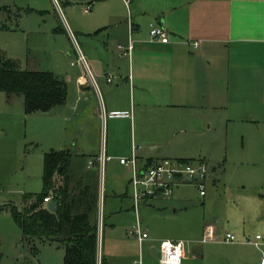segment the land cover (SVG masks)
Listing matches in <instances>:
<instances>
[{"label": "crops", "instance_id": "obj_1", "mask_svg": "<svg viewBox=\"0 0 264 264\" xmlns=\"http://www.w3.org/2000/svg\"><path fill=\"white\" fill-rule=\"evenodd\" d=\"M115 1L119 8L101 0L83 12L93 18L89 29L73 32L65 21V29L53 27L55 32H66L74 46V62H69L70 68L61 77L65 97L48 111L25 113L54 120L49 126L52 144L72 155L71 172L86 184L93 179L98 184L96 167L87 160L101 152L112 157L105 161L104 170L108 166L128 173L116 157L129 155L131 145L137 146L141 164L161 158L204 161L210 155L203 145L215 125L252 120L264 109V0ZM59 14L62 16L60 8ZM127 18L133 25L132 46L129 54H121L116 46L127 43ZM150 23L164 30L166 42L149 39ZM78 53L84 62L76 60ZM12 117L11 111H5L1 128L6 129ZM121 129H126L130 144L120 150L115 147ZM209 177L207 172L206 182ZM120 186L115 181L110 189L113 200H118L116 192L119 196L118 210L129 199L126 190L118 193ZM180 186L165 198L171 205L179 202ZM103 187L98 189L94 215L97 241ZM43 203L47 206L48 202ZM114 225L112 222L110 227ZM207 225L211 224H202L201 236ZM157 238L181 241L187 251L186 242L166 232L150 238L147 234L144 240ZM152 246L155 244L147 245L149 254Z\"/></svg>", "mask_w": 264, "mask_h": 264}, {"label": "rangeland", "instance_id": "obj_2", "mask_svg": "<svg viewBox=\"0 0 264 264\" xmlns=\"http://www.w3.org/2000/svg\"><path fill=\"white\" fill-rule=\"evenodd\" d=\"M103 1L120 7L115 0ZM59 7L62 16L51 0H0V51L20 69L48 71L61 78L70 68L69 62H74V46L66 32H55L53 27L65 29V21L77 32L89 29L93 18L78 5L60 3ZM123 11L126 15L124 7ZM5 111H11L13 117L6 129L0 125V264H60L62 246L23 240L10 213L12 207L20 211L24 194L42 189V154L57 147L52 144L49 128L54 120L40 114L26 115L21 95L0 91V119ZM214 128L203 145L210 155L204 161L211 177L205 181V195L200 196L190 185H181L179 202L172 205L160 195L138 199L139 226L149 238L166 232L186 242L180 264H259L264 256V109L252 120L222 121ZM127 136L126 129H121L115 148H128ZM127 177L122 168L106 166L103 172L97 264L100 257L110 264H131L137 257V242L127 232L135 223L130 190L125 188ZM115 181L121 185L118 193L126 190L129 196L122 210H118L117 192L118 200L112 199L110 189ZM92 184L98 198L96 180ZM204 223L215 230L211 240L200 242ZM226 232L233 236L232 242L223 240ZM255 234L260 236L258 245L252 243ZM160 239L141 242V264H159L148 253L147 245H157Z\"/></svg>", "mask_w": 264, "mask_h": 264}, {"label": "trees", "instance_id": "obj_3", "mask_svg": "<svg viewBox=\"0 0 264 264\" xmlns=\"http://www.w3.org/2000/svg\"><path fill=\"white\" fill-rule=\"evenodd\" d=\"M0 91L22 96L24 113L48 111L64 100V81L47 71L20 69L17 63L0 51ZM72 155L65 150L42 154V189L23 195L20 211L10 213L23 240H41L61 245L62 264H96L97 228L95 223L97 195L93 184L74 179L70 169ZM51 196L56 204L52 211L43 203ZM90 218H93L90 222ZM99 264H108L104 257Z\"/></svg>", "mask_w": 264, "mask_h": 264}, {"label": "built area", "instance_id": "obj_4", "mask_svg": "<svg viewBox=\"0 0 264 264\" xmlns=\"http://www.w3.org/2000/svg\"><path fill=\"white\" fill-rule=\"evenodd\" d=\"M54 7L59 11L60 3H67L70 5H78L82 12H88L92 3L96 0H51ZM127 3L128 0H123ZM127 43L125 46L117 44V49L121 54H129L132 39L131 32L133 25L129 18L126 20ZM149 39L151 41L166 42L167 36L164 30L156 23H150L148 29ZM193 46L197 45V41L192 42ZM76 60L80 63L84 62L83 56L78 53ZM73 63V62H70ZM108 80V78H107ZM137 146L131 145L130 153L127 156L116 157L119 164L124 166L128 172L127 186L130 190V198L132 200V207L135 213V223L128 229L137 244L140 247L141 242L147 237L145 230L139 226V217L136 211V203L138 199L145 197H153L160 195L168 198L172 189L179 185H190L194 187L200 196L205 193V181L207 176L206 163L201 159H178V158H161L153 159L148 162L139 163L136 154ZM109 155L99 153L97 156L89 158L87 164L95 166L98 177V187L101 191L102 178L105 161L111 159ZM43 202H51V196L43 197ZM213 238V230L211 225L203 228L202 241L211 240ZM260 236L255 234L252 243L258 245ZM224 241L232 242L233 236L226 232L223 237ZM155 257L159 264H180L184 257V245L181 241L160 240L155 245ZM131 264H141L140 253L135 259L131 260ZM259 264H264V256L259 259Z\"/></svg>", "mask_w": 264, "mask_h": 264}, {"label": "water", "instance_id": "obj_5", "mask_svg": "<svg viewBox=\"0 0 264 264\" xmlns=\"http://www.w3.org/2000/svg\"><path fill=\"white\" fill-rule=\"evenodd\" d=\"M56 202L55 201H51V202H48L47 203V208L48 210L52 211L54 209V206H55ZM149 252L152 256L155 255L156 253V249H155V246H152L149 248Z\"/></svg>", "mask_w": 264, "mask_h": 264}]
</instances>
